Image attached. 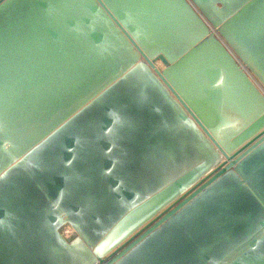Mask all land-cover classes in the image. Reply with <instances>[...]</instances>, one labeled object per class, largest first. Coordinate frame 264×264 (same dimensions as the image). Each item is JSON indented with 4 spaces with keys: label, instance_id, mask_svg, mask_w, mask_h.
<instances>
[{
    "label": "water",
    "instance_id": "water-1",
    "mask_svg": "<svg viewBox=\"0 0 264 264\" xmlns=\"http://www.w3.org/2000/svg\"><path fill=\"white\" fill-rule=\"evenodd\" d=\"M223 43L264 90V0H0V264H264V95Z\"/></svg>",
    "mask_w": 264,
    "mask_h": 264
},
{
    "label": "built area",
    "instance_id": "built-area-1",
    "mask_svg": "<svg viewBox=\"0 0 264 264\" xmlns=\"http://www.w3.org/2000/svg\"><path fill=\"white\" fill-rule=\"evenodd\" d=\"M207 26L209 27L210 31H212L213 35L216 36V37L221 41V39H220V38L218 37V35L216 34L215 30L212 29L208 24H207ZM221 42H222V41H221ZM223 45L226 47V45H225L224 43H223ZM226 48H227V47H226ZM227 50L229 51L228 48H227ZM229 52L231 53V51H229ZM231 55L233 56V58L235 59V61L239 64V66L243 69V71L247 74V76L250 78V80H251V81L257 86V88H258V89L262 92V94L264 95V92H263L262 89L259 87L258 83L254 80V78L252 77V75H251L249 72H247V70L243 67V65L240 63V61L237 59V57H236L233 53H231ZM158 64H160V63L157 62V61H155V62L152 63L153 68H154L155 70H157V71L160 70L158 67L155 66V65H158ZM160 66H161V64H160ZM61 235L64 237L63 232H61Z\"/></svg>",
    "mask_w": 264,
    "mask_h": 264
},
{
    "label": "bare ground",
    "instance_id": "bare-ground-1",
    "mask_svg": "<svg viewBox=\"0 0 264 264\" xmlns=\"http://www.w3.org/2000/svg\"><path fill=\"white\" fill-rule=\"evenodd\" d=\"M155 66L158 67L159 69L161 68L160 64L155 65ZM251 75H252V74H251ZM252 77L254 78L253 75H252ZM254 80L257 82V80H256L255 78H254ZM257 83H258V82H257ZM258 85H259V83H258ZM259 87H260V88L262 89V91L264 92L263 88H262L260 85H259ZM61 232H63L64 237H68V236H70V235L73 233V230H72L71 227L65 225V226L62 227Z\"/></svg>",
    "mask_w": 264,
    "mask_h": 264
}]
</instances>
